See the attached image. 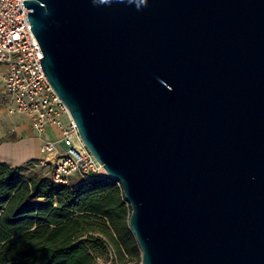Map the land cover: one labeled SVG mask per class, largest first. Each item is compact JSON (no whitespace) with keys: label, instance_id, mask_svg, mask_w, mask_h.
<instances>
[{"label":"water","instance_id":"obj_1","mask_svg":"<svg viewBox=\"0 0 264 264\" xmlns=\"http://www.w3.org/2000/svg\"><path fill=\"white\" fill-rule=\"evenodd\" d=\"M25 5L142 264H264V0Z\"/></svg>","mask_w":264,"mask_h":264},{"label":"trees","instance_id":"obj_2","mask_svg":"<svg viewBox=\"0 0 264 264\" xmlns=\"http://www.w3.org/2000/svg\"><path fill=\"white\" fill-rule=\"evenodd\" d=\"M32 164L37 160L20 167L0 162V264L140 260L132 210L116 181L57 185Z\"/></svg>","mask_w":264,"mask_h":264},{"label":"built area","instance_id":"obj_3","mask_svg":"<svg viewBox=\"0 0 264 264\" xmlns=\"http://www.w3.org/2000/svg\"><path fill=\"white\" fill-rule=\"evenodd\" d=\"M33 11L25 0H0V71L6 113L25 116L39 135L50 126L59 128L57 139L43 138L40 147L41 164L52 165L55 184L76 187L93 179L112 180L83 142L70 111L43 70V52L29 16ZM110 255L113 259L111 251Z\"/></svg>","mask_w":264,"mask_h":264},{"label":"crops","instance_id":"obj_4","mask_svg":"<svg viewBox=\"0 0 264 264\" xmlns=\"http://www.w3.org/2000/svg\"><path fill=\"white\" fill-rule=\"evenodd\" d=\"M59 135L57 126H50L44 135H39L25 116L6 113V94L0 71V162L20 167L42 160L43 138L55 140Z\"/></svg>","mask_w":264,"mask_h":264},{"label":"rangeland","instance_id":"obj_5","mask_svg":"<svg viewBox=\"0 0 264 264\" xmlns=\"http://www.w3.org/2000/svg\"><path fill=\"white\" fill-rule=\"evenodd\" d=\"M32 166H35L36 167L35 169L39 173L47 174L49 177H51V170H52V165L51 164L43 166L41 164V159H39V160H37V164L36 165L32 164ZM97 264H120V263L112 262V260H99V261H97ZM128 264H142V259L140 258L139 261H131Z\"/></svg>","mask_w":264,"mask_h":264}]
</instances>
